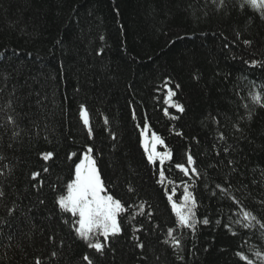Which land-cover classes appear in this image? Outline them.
Here are the masks:
<instances>
[{"label":"trees","instance_id":"trees-1","mask_svg":"<svg viewBox=\"0 0 264 264\" xmlns=\"http://www.w3.org/2000/svg\"><path fill=\"white\" fill-rule=\"evenodd\" d=\"M242 3L0 0V218L10 222L0 225V264H34L37 257L42 264H85L86 253L94 264H246L238 251L262 264L255 252L264 254V228L232 223L240 206L264 222V107L250 100L251 93H264V19ZM166 78L183 113L164 103ZM145 121L147 133L171 153L163 165L149 163L142 149ZM88 147L106 192L126 208L118 217L121 234L102 257L64 223L73 218L55 204ZM45 152L53 153L48 161L40 156ZM188 153L199 177L175 167L187 164ZM161 168L163 184L157 183ZM33 171L41 173L37 181ZM39 180L37 190L32 184ZM168 181L178 186V203L182 181L196 201L195 231L174 232L179 249L163 242L176 222ZM205 217L207 225L200 223ZM134 227L143 250L135 247Z\"/></svg>","mask_w":264,"mask_h":264},{"label":"snow or ice","instance_id":"snow-or-ice-1","mask_svg":"<svg viewBox=\"0 0 264 264\" xmlns=\"http://www.w3.org/2000/svg\"><path fill=\"white\" fill-rule=\"evenodd\" d=\"M216 0H213L215 3ZM224 5V0H219V4L217 8H220ZM245 5L249 6L250 8L256 10L261 19H264V0H243L241 4V8ZM239 34H237V39H239ZM103 39V37H101ZM243 43L248 45L251 43L249 40H244ZM227 47V45H225ZM16 56H19L20 53L17 51L15 52ZM97 55H100L98 52ZM4 56V53L0 52V58ZM253 64L256 61H252ZM171 81L169 79H165L163 81V87L167 89V94L164 97V103L170 104L171 107H174L176 111L183 113L184 107L176 103L175 101H171V97L175 96V91L169 87ZM179 88L177 84L175 86ZM262 98H264V93L262 92H253L250 94V100L253 104L259 105L260 107H264V102H262ZM10 106V104H9ZM247 108V105H245ZM165 115H169L168 110L165 109ZM80 118L83 121V124L89 131V137L92 136L91 128L89 127V119L88 113L85 106L82 104L80 105ZM135 113H133V119H135ZM177 117L172 116L171 119H176ZM249 120L252 118L251 112H249L248 117ZM8 123H15L12 116L7 117ZM108 121L105 119V124ZM139 127V125H138ZM149 125L147 121L144 122L143 129L140 131V143L144 149L145 155L149 163H154L155 160L158 158L160 164L163 165L165 159H171L170 151H165L163 153L156 151V145L161 144L163 145V140L157 136L155 133L151 134L150 139L147 138V131ZM237 131H240L237 128ZM13 135H18V133H13ZM177 135H182V133H177ZM112 139H116L115 135L112 134ZM219 139L223 140V134H220ZM151 147V150L149 148ZM225 152L228 151L227 148L224 150ZM93 152L91 147L87 148V151L83 154L82 157H77L79 159V163L75 164V175L74 179H72L66 185V195L60 194L57 196L55 200L56 206L62 213L71 214L73 219L65 220L64 223H70L72 225L73 231L75 232L76 236L85 242L89 249L95 251V253L99 254L101 257L105 254V249L108 248L111 244V237L118 236L121 234V226L118 220V217L121 213L126 211L125 205L121 202L120 199L115 198L113 195L108 194L106 192L105 186L100 178L96 167L95 159L90 155ZM41 158L44 161H48L52 158L53 153L45 152L40 154ZM3 159V157H0ZM71 159V156L69 157ZM228 163L231 165L233 161L229 160ZM7 167V166H5ZM180 172L184 174V176L189 177L190 179L195 176L199 177V172L194 167V160L190 153L187 154V164L184 163H177L175 165ZM45 173L49 171L47 167L43 169ZM4 173L0 172V176H3ZM41 173L39 171H33L31 173L30 179L32 181H37L40 177ZM166 180L165 172L163 168H161L159 172V179L157 183L163 184ZM43 180H39V183H33L32 187L39 190V188L43 187ZM169 184H172L171 194L166 193L169 205L171 207V211L176 218L175 227H169L167 229V239L163 242L165 244H169L170 247L174 249H179L181 247V240L174 235V232L179 228L190 229L193 232L195 231V226L197 221L195 219V212L194 208L196 207V201L192 196V193L189 191L190 185L186 182H181L183 186V195L179 198V203L174 199L176 188L178 187L175 185L174 181H168ZM216 188L220 191V193L228 196L234 204L240 205V202L234 197L230 195V189L224 187L221 184H217ZM129 191H133L130 187ZM215 194V193H214ZM5 193L3 190H0V199L4 197ZM40 204H44V200L39 201ZM127 207L131 208L132 205H128ZM141 213L144 214V204L140 205ZM16 209L14 207H10L7 209L8 216L11 217L14 215ZM147 215L151 217L153 215L152 212H148ZM234 216L238 218L232 221V223L240 225L242 228L248 229L253 226V221L257 224H260L262 228H264V222H261L257 219L255 215L252 214L251 211L246 210L242 206L239 207V212L233 213ZM10 223L3 218H0V225ZM200 223L205 225L209 224L210 221L208 218H204ZM219 223V221H217ZM226 228L231 231V225H225ZM133 240L135 241V247L141 250L144 249V244L140 241L139 237L135 235V233L141 231L140 228H133ZM235 235V233H233ZM99 237H103V240L99 239ZM54 239L53 237H49V240ZM53 257L56 256V253L53 252L51 254ZM255 255L259 257L264 264V254L257 251ZM236 256L239 257L240 260L246 261V264H253V261L249 259L246 255L242 252H236ZM182 258V257H178ZM83 262L85 264H94L93 259L86 253L82 257ZM34 264H42V261L39 257L35 259Z\"/></svg>","mask_w":264,"mask_h":264},{"label":"rangeland","instance_id":"rangeland-1","mask_svg":"<svg viewBox=\"0 0 264 264\" xmlns=\"http://www.w3.org/2000/svg\"><path fill=\"white\" fill-rule=\"evenodd\" d=\"M151 134L152 133H150V134H146L147 135V138H149L150 139V137H151ZM164 147V145H161V144H157L156 145V151L157 152H161V153H163V152H165L166 150L163 148ZM142 149H143V147H142ZM149 150H151V147L149 148ZM143 151H144V149H143ZM145 153V152H144ZM146 156V155H145ZM146 158H147V156H146ZM148 160V159H147ZM168 159L166 158L165 159V162L167 161ZM149 162V161H148ZM155 162H158L159 164H160V161H159V159L157 158L156 160H155ZM154 162V163H155ZM151 164H153V163H151Z\"/></svg>","mask_w":264,"mask_h":264},{"label":"water","instance_id":"water-1","mask_svg":"<svg viewBox=\"0 0 264 264\" xmlns=\"http://www.w3.org/2000/svg\"><path fill=\"white\" fill-rule=\"evenodd\" d=\"M169 108H171L170 104L167 105Z\"/></svg>","mask_w":264,"mask_h":264}]
</instances>
